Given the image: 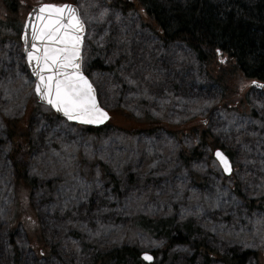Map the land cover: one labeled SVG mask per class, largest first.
Returning a JSON list of instances; mask_svg holds the SVG:
<instances>
[{
    "label": "rangeland",
    "instance_id": "374dc122",
    "mask_svg": "<svg viewBox=\"0 0 264 264\" xmlns=\"http://www.w3.org/2000/svg\"><path fill=\"white\" fill-rule=\"evenodd\" d=\"M68 1L87 28L83 69L116 122L90 132L37 101L20 37L28 3L18 18L0 0V23L8 26H0V264H89L96 252L124 245L138 215L190 222L197 230L188 243L171 245L137 235L143 254L154 255L152 264H229L220 257L244 253H250L246 264H264V210L245 203L264 207V86L226 85L229 94L241 96L233 95L237 112H229L219 106L224 89L203 76L194 53L181 42L164 43L140 9L124 14L109 0ZM185 1L160 3L172 11ZM95 59L105 70H87ZM146 117L184 127L186 135L208 129L230 158L232 174L225 175L214 157L217 146L186 162L182 151L191 148L195 132L182 140L162 130L150 134L134 124ZM8 124L18 138H9ZM22 127L30 144L20 138ZM15 142L23 143L17 153ZM15 157L36 181L32 218L50 254H38L34 233L27 235L14 212ZM102 166L117 186L105 181ZM195 243L213 254L196 251Z\"/></svg>",
    "mask_w": 264,
    "mask_h": 264
},
{
    "label": "trees",
    "instance_id": "16d2710c",
    "mask_svg": "<svg viewBox=\"0 0 264 264\" xmlns=\"http://www.w3.org/2000/svg\"><path fill=\"white\" fill-rule=\"evenodd\" d=\"M2 2L8 8L7 14L19 18L25 2L28 3L27 12H29L34 4L44 2L60 4L69 1L2 0ZM109 2L113 8L121 10L124 14L140 9L147 18L146 22L149 28H152L153 21L155 22L156 27H158L156 29L158 36L164 43L181 42L187 46L194 53L196 63L200 66L199 70L203 71V76L213 79L224 89L222 101L219 104L223 109L225 108L233 113L237 112L236 103L241 97L240 94L235 93L238 97L240 96L235 99V96H233L235 94L227 92L229 87L227 88L226 85L239 87V85L246 84L249 81H258L264 85V0H186L184 4L174 5L172 11L161 5L160 0H109ZM4 23L2 21L0 26ZM5 24L7 26V23ZM217 49H220L219 54H217ZM94 68L105 70L99 59H95L87 65L88 71ZM236 86L234 87L237 90ZM123 111H121V114L125 117ZM110 115H112L111 121L114 122L115 116ZM111 121L108 125L112 124ZM134 124L140 129L145 127L147 133L152 134L155 131L162 130L173 134L176 138L180 139L181 137V140L185 136L187 138L191 132H195L194 135L196 136L191 143V148L182 151L183 155L181 154L182 159L186 162L200 158L204 147L213 150L218 145L216 137L204 127L194 129V131L191 129L186 135L184 127L178 126L175 128L149 117L138 122L135 120ZM108 125L96 129L87 128V130L96 132L108 128ZM11 128L8 124L7 133L9 138L12 140L18 138L19 136L15 134L16 131H10ZM22 129L23 127L20 129L22 133L20 138H24V142L30 144L29 138H26L27 134L24 135ZM22 145L23 143L19 142L13 143V152H19L18 149H21ZM219 148V146L216 147V149ZM13 166V188L15 189L16 201L14 212L17 217L22 216L27 235L34 233L32 247L40 256L50 254L51 249L43 242L41 235H39L38 224L34 223L35 219L32 218L35 213L31 211V198L36 181L27 176L24 165L17 157L13 160ZM101 170L105 181L117 186L115 177L108 172V169L102 166ZM235 191L236 195L241 197L240 191L237 189ZM245 203L250 210H264L259 201L251 200L245 201ZM130 231L131 236L124 242V245L107 252H96L89 264H110L114 261L116 264H144L141 260L143 250L137 239H135L137 235L142 234L149 238L160 237L171 245L188 243L197 233L190 222L178 225L174 218L153 220L143 215L135 217ZM11 245L17 251L13 241ZM204 247L203 243H195V249L198 252H200V248L203 249ZM204 250L205 253L213 254V251L208 247ZM249 257L250 253H244L241 256L233 254L230 257L220 258L226 260L229 264H246Z\"/></svg>",
    "mask_w": 264,
    "mask_h": 264
},
{
    "label": "snow or ice",
    "instance_id": "6c2138e0",
    "mask_svg": "<svg viewBox=\"0 0 264 264\" xmlns=\"http://www.w3.org/2000/svg\"><path fill=\"white\" fill-rule=\"evenodd\" d=\"M106 13L107 9L100 12L101 20ZM36 20L40 22L38 26L31 22L25 25L31 27L30 49L28 33L23 36L29 65L38 78L36 93L70 120L100 123L107 113L99 106L95 89L80 66L85 23L78 8L71 4H42L36 11ZM37 40L41 41L39 48ZM216 51L220 53V49ZM215 155L224 171L230 172L228 158L219 150ZM143 259L151 261L153 257L144 253Z\"/></svg>",
    "mask_w": 264,
    "mask_h": 264
},
{
    "label": "water",
    "instance_id": "95a60500",
    "mask_svg": "<svg viewBox=\"0 0 264 264\" xmlns=\"http://www.w3.org/2000/svg\"><path fill=\"white\" fill-rule=\"evenodd\" d=\"M44 4H54V3H44ZM56 4H58V3H56ZM60 4H71V5H73V6H76V5H74V4L70 3V2H68V3H60ZM40 5H42V4H38V5L33 6V8L31 9V11H30L29 13H27L28 15L26 16L25 21H24V23H23V30H22V35H21V41H22V44H23L24 55H25V61H27V65H28V68H29V72H31V75H32V77H33L35 83H36V81H37L38 78L33 74L32 67L29 65V61H28V58H27V53H26V51H25V47H26V45H25V41H24V39H23V36H24L25 32L28 33L29 42H30L29 45H28V47H29V49H30V47H31V27L26 28L25 25H26L27 23H29V22L34 23V24H37V26L39 25L40 22L36 20V11L38 10V7H39ZM76 7H77V6H76ZM78 11H79V9H78ZM30 14H31V15H30ZM79 14H80V16H81V13H80V12H79ZM85 34H86V25H85V30H84V33H83V36H82V44H81V52H80V54H81V62H80L81 70H82V61H83V58H82V52H83V47H84L83 44H84V39H85V36H86ZM35 43L37 44V47H38V48L41 47V41H40V40L35 41ZM33 63H34V62H33ZM82 72H83V70H82ZM83 74H84V72H83ZM84 75H85V74H84ZM85 76H86V75H85ZM86 77H87V76H86ZM88 80H89V79H88ZM89 82L91 83V81H89ZM91 84H92V83H91ZM92 86H93V85H92ZM253 86H255V87H259V88H263V85H262L261 83H258V82H257V83H254ZM93 88L95 89L94 86H93ZM34 94L36 95V98L38 99V101H39L40 104H42L43 106H47L48 108L50 107L51 110L55 113V115H56L57 117L64 118L67 122H69V123H71V124L74 123V124H76V125L86 126V127H89V128H99V127L105 126V125L108 123V121L111 119V115L108 113V111L104 110V111L107 113V118L104 119V120H102L100 123L89 124V123H82V122H79V121H76V120H70V119H68V118H67L62 112L57 111L56 108H54L52 105H50L46 100H42V99L40 98V96L36 93L35 89H34ZM95 96H96V100H97V102H98V98H97V92H96V90H95ZM98 104H99V102H98ZM99 106L101 107L100 104H99ZM101 108H102V107H101ZM218 150L221 151V152L223 153L222 150H220V149H218ZM216 151H217V150H216ZM216 151L214 152V157H216V155H215ZM223 154H224V153H223ZM224 155H225V154H224ZM225 156L227 157V155H225ZM227 158H228V162H229L230 167H231V171H230V172H225V171H224L223 166L220 164L218 158L216 157V159H217V161L219 162L221 169H223L225 175H231L232 172H233L232 163H231L230 158H229V157H227ZM148 255H151V256L153 257V259H152L151 261H145V260L143 259V255L141 256V258H142V260L144 261L145 264H152V263L154 262V256H153V254H151V253H148Z\"/></svg>",
    "mask_w": 264,
    "mask_h": 264
}]
</instances>
